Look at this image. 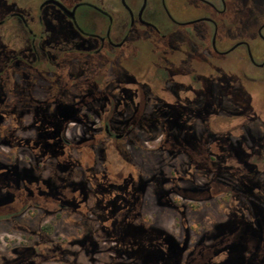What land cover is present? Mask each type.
<instances>
[{
  "label": "flooded vegetation",
  "instance_id": "1",
  "mask_svg": "<svg viewBox=\"0 0 264 264\" xmlns=\"http://www.w3.org/2000/svg\"><path fill=\"white\" fill-rule=\"evenodd\" d=\"M193 1L206 11L180 18L165 0H0V123L7 113L46 120L37 131L31 126L22 131L18 125L0 127V145L15 151L5 160L0 153V225L25 241L13 250L12 264H66L67 241L52 239L56 223L64 224L66 233L83 228L84 236L70 242L87 253L94 249V235L107 242L126 239L129 246L140 243L147 233L133 224L139 219L143 183L131 173V150L142 149V139L156 143L154 154L178 160L189 180L199 172L205 181L204 200L221 196L232 205L227 225L236 228L238 237H223L220 244L235 242L238 264H264L253 260L256 249L264 246V20L255 27L263 46L245 38L225 45L218 16L227 11L226 0ZM195 24L209 27L206 42L177 58L162 57L161 73L151 82L125 65L138 40L163 55L170 41L178 43L172 27ZM238 48L244 52L236 59L256 70L248 79L254 83L252 91L216 66ZM80 59L100 80L89 79L90 72L78 66ZM201 61L205 65L199 67ZM121 67L126 71L117 74ZM25 70L34 71L32 78L21 77ZM48 104L56 106L52 115L46 113ZM90 106L97 119L84 127L90 137L67 140L64 125H59L62 114L79 116ZM52 122L59 129L54 137ZM34 150H39L38 157ZM20 154H28L30 171L36 168L37 176L17 164ZM52 155L60 165L72 166V172L78 168L81 181L48 185L43 172ZM98 163L105 165L104 171ZM108 166L115 172L106 171ZM182 192L191 199L197 195ZM49 215L53 218L47 221ZM72 256L68 264H76L77 255ZM229 262L228 256L224 264Z\"/></svg>",
  "mask_w": 264,
  "mask_h": 264
},
{
  "label": "rangeland",
  "instance_id": "2",
  "mask_svg": "<svg viewBox=\"0 0 264 264\" xmlns=\"http://www.w3.org/2000/svg\"><path fill=\"white\" fill-rule=\"evenodd\" d=\"M12 1L23 3L25 0ZM226 3L227 11L218 16L221 22L220 35L224 40V44L229 45L236 39L245 38L255 45L263 46L262 42L256 37L255 27L264 20V0H244L243 3L237 0H226ZM184 4L187 6L185 9ZM165 5L170 12L175 13V9L177 16L180 18L197 16L206 11L202 5L193 0H177L176 4H173L170 0H165ZM175 6L177 7L174 8ZM172 29L175 34L174 39L178 43L174 45L170 41L169 45L171 46L168 53L162 55L161 51L151 50L146 42L138 40L131 46L130 55L124 62L125 65L130 67L134 74L140 75L146 81L151 82L152 78L159 76L161 73L160 64L164 60L162 57L168 56L171 59L184 55L189 47L202 42L205 43L209 31L206 24L172 27ZM242 52L244 50L238 48L233 54L218 60L216 66L226 71L227 78L234 77L247 90L252 91L255 86L248 79L255 77L256 70L247 61L236 59V54ZM203 65L205 63L202 61L198 64L199 67ZM78 66L90 72L89 79L100 80L96 76L95 70L88 68V63L84 59L79 60ZM121 66L123 65L121 64ZM121 68L118 69V72L116 71L117 74L126 71V69ZM57 70L58 68H55L53 71L55 75H57ZM23 74L20 73L21 77L26 76L27 79H30L34 71L25 70ZM150 87L155 89V86L150 85ZM203 88V93L209 97L208 87ZM121 94L123 95V93ZM67 102L71 103V101ZM29 104L32 108H35L33 102ZM5 108H9V106ZM55 108V105L50 106L48 104L46 113L52 115ZM80 112L79 116L75 113L73 117L63 114L60 117L62 121L59 125L65 127L62 133L67 140L72 142H79L90 137L89 129L84 127L96 124L97 119L91 116V106L81 109ZM14 116V113L5 114L0 127L8 129L10 126L18 125L19 131H22V127L31 126L37 131V128H41V124L46 122L44 118H34L30 114L20 113L18 117ZM55 123L52 122L49 129L50 135L53 137L58 134L59 130L56 131ZM21 136L32 138L34 135L23 133ZM47 142H50L49 146L53 144L50 138L47 139ZM138 146H141L142 149L135 148L131 150L134 162L131 166V173L134 177L136 175L140 176L143 188L141 207L138 209L139 219L133 225L135 227L142 225L147 233L146 236L140 243L129 246L126 239L107 242L100 235H94L91 238L94 249L91 253H87L84 247L77 242H70L84 236L83 228H76L66 233L63 231L65 225L56 223L52 239L67 241L65 243V249H68L66 252L67 261H73L72 253H74L77 255L76 264H224L228 256L230 258L229 264H238L239 250L235 242L233 241L234 244H229L226 247H222L223 245L220 244L223 237L228 236L233 240L238 237L236 228L233 225H227L232 205L227 206L225 201L221 200V196L214 197L210 201L204 200V196L201 194L205 187L204 177L197 172L195 178L189 180L188 177L182 175L185 167L178 160L173 159V156L152 152L156 147L155 142L142 139ZM34 151L36 157H38L39 150ZM0 153H3L2 159L5 160L9 157V153L15 154V151L12 147L3 144L0 145ZM26 155L25 158L23 154L17 155V164L21 168L30 171L33 164L31 161H27L28 154ZM56 157L57 155L50 157L47 169L43 172V177L47 179L48 185L55 187L63 179L67 182L71 181L73 184L81 181L78 168L72 172V166L68 167L63 163L60 165L55 159ZM122 161L126 165V162ZM84 166L82 162L81 167ZM97 168L100 172L104 171L105 165L98 163ZM113 168L111 166V170L108 166L105 170L114 173L115 169ZM36 170V168L31 170L29 175L37 176ZM191 190L197 193L194 199L182 192ZM188 202L190 206H186ZM89 205H95V200L92 197H90ZM246 217L247 215L244 214L245 219ZM52 218L53 215H49L47 221ZM261 225L263 224H258L259 227ZM18 243H25L22 236L16 231L8 230L6 226L0 225V264L13 263L15 260L13 250L18 247ZM25 248L30 251L31 246ZM200 248H206L207 251L199 253ZM253 260L256 263L264 260V246H259L256 249ZM37 264H56V262L46 261Z\"/></svg>",
  "mask_w": 264,
  "mask_h": 264
}]
</instances>
